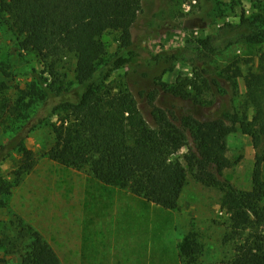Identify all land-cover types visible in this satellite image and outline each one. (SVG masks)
<instances>
[{
    "label": "trees",
    "instance_id": "1",
    "mask_svg": "<svg viewBox=\"0 0 264 264\" xmlns=\"http://www.w3.org/2000/svg\"><path fill=\"white\" fill-rule=\"evenodd\" d=\"M1 1L2 12L20 48L44 57L49 63V76L57 79L41 75L34 83V91H21L15 100L8 97L7 84L0 81V119L6 135L0 145V162L16 155L13 180H0V207L7 206L5 198L37 164V153L26 144L31 132L59 115L58 121L51 124L54 141L43 148V156L76 169L88 167L97 182L127 190L146 215L154 209H178L190 169L197 181L223 193L222 206L231 222L230 237L236 240L230 264H264V106L259 100L264 65L261 73L246 78L256 111L252 116L246 109L204 118L191 112L180 114L155 101L162 88L189 99L187 87L193 82L186 80L169 88L162 82L166 68L160 73L153 70L181 59L183 50L144 57L133 40L132 29L146 0ZM242 23L249 29L240 34L244 42L264 40V28L251 19H243ZM108 31L115 32L121 43V50L113 55H108L103 40ZM204 43L206 50L211 48L209 39ZM206 50L194 54L204 58ZM68 56L76 60L74 89L60 83L59 67ZM197 61L193 60L196 75L204 78L208 66ZM121 68H128L126 81L117 90L109 88L107 99L97 101L98 93ZM144 78L154 88L147 94L152 126L134 94L135 89H141L139 94L145 97L148 85L142 86ZM204 82L210 84L206 78ZM33 104L37 106L33 108ZM195 104L203 102L195 98ZM238 129L251 137L257 149L250 190L237 189L223 177L231 165L226 154L227 138ZM184 148L186 152L180 158L178 152ZM17 240L25 242L19 264H63L52 245L32 225L22 224ZM178 248L181 258L196 262L200 254L197 233L185 235ZM159 259L162 261L155 254V264Z\"/></svg>",
    "mask_w": 264,
    "mask_h": 264
},
{
    "label": "rangeland",
    "instance_id": "2",
    "mask_svg": "<svg viewBox=\"0 0 264 264\" xmlns=\"http://www.w3.org/2000/svg\"><path fill=\"white\" fill-rule=\"evenodd\" d=\"M2 5L0 0V81L7 84L8 97L15 100L21 91H34V83L41 75L50 80L56 77L49 76V63L44 57L20 48L7 15L2 12ZM243 19H251L258 27L264 28V0H146L132 29L135 45L144 57L182 49L181 59L165 62L163 67L155 68L153 72H164L166 68L162 82L169 88L186 80L193 82L187 87L191 95L189 99L162 88L155 104L163 108L173 107L180 114L191 112L199 118L245 109L249 116L256 113L249 98L246 78L262 72L264 40L244 42L240 34L249 32V29L242 23ZM207 39L211 45L208 50L204 43ZM103 40L108 55L121 50L115 32H106ZM199 50H206L207 57L194 54ZM195 59L198 64L206 62L208 66L204 78L196 75ZM75 64L72 56L61 61L60 83L64 87H77ZM127 70L115 71L110 82L98 93L97 101L107 99L109 88L117 90L116 87L126 81ZM146 78L142 81V86L148 85L145 97L139 94L141 89H135L134 94L144 117L152 126L154 121L147 94L154 88ZM205 78L210 84L204 82ZM260 95L259 100L264 106V87ZM195 98L203 104L196 105ZM58 119L59 115L51 117L46 124L33 130L26 140L27 146L37 153V164L5 198L7 206L0 207V264L20 263V256L25 251V242L17 240L22 224L37 229L55 249L63 264L89 262L90 258H83V251L86 240L89 243L91 237L103 238L105 244L119 247L118 252L98 254L97 261L101 259L103 264H110L114 260L117 264L119 261L115 258H129V251L120 245L129 243L126 239L131 235L146 233L155 234L156 256L162 258L157 264H230L235 256L236 240L230 237V216L222 206L220 189L203 185L189 169L178 209H154L148 215L143 214L144 210L127 190L97 182L88 167L76 169L42 155L43 148L54 141L51 124ZM5 141L0 119V145ZM185 152V148L181 149L178 156L182 158ZM226 154L231 165L224 170V179L237 189L250 190L257 154L251 137L240 129L231 133L227 138ZM15 157L12 154L0 162V180H13ZM261 229L264 232V224ZM189 232L197 233L200 244L198 259L192 263L179 256L178 248Z\"/></svg>",
    "mask_w": 264,
    "mask_h": 264
},
{
    "label": "crops",
    "instance_id": "3",
    "mask_svg": "<svg viewBox=\"0 0 264 264\" xmlns=\"http://www.w3.org/2000/svg\"><path fill=\"white\" fill-rule=\"evenodd\" d=\"M102 236V235H101ZM114 238L116 237L113 236ZM155 235L152 233L146 234H135L131 235L130 238H127L125 245H120L124 250L129 251V258L119 257L115 258L116 261H119L120 264H155V254H156V243H155ZM120 249L115 244H105L103 242V238L99 240L95 237H91L88 243V240L85 242L83 258H90L89 262H85V264H103V260L98 261V254H102L103 251H110L111 253L118 252ZM97 254V255H96ZM91 255V256H89ZM134 257L133 259H131ZM88 261V260H87ZM101 261V262H100ZM117 262V264H119ZM110 264H114V260Z\"/></svg>",
    "mask_w": 264,
    "mask_h": 264
},
{
    "label": "built area",
    "instance_id": "4",
    "mask_svg": "<svg viewBox=\"0 0 264 264\" xmlns=\"http://www.w3.org/2000/svg\"><path fill=\"white\" fill-rule=\"evenodd\" d=\"M194 2H196V0H194Z\"/></svg>",
    "mask_w": 264,
    "mask_h": 264
}]
</instances>
